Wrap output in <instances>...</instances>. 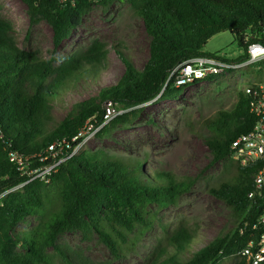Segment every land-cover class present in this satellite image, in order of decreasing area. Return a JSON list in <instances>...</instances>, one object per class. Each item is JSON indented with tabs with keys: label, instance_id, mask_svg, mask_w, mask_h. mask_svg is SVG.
I'll use <instances>...</instances> for the list:
<instances>
[{
	"label": "trees",
	"instance_id": "16d2710c",
	"mask_svg": "<svg viewBox=\"0 0 264 264\" xmlns=\"http://www.w3.org/2000/svg\"><path fill=\"white\" fill-rule=\"evenodd\" d=\"M31 23L46 20L53 30L54 47H59L81 24L95 5L109 8L119 0H22ZM140 16L150 36L149 56L142 68L126 56L117 44L125 71L115 84L103 86L97 95L76 102L72 110L53 128L54 102L73 82L87 74L97 75L105 66L107 44L97 38L59 60L44 58L20 48L13 26L0 11V192L27 178L10 159V152L36 157L57 139L76 134L90 118L103 122L104 103L112 101L124 113L105 125L98 136L118 125H132L141 114V105L158 99H173L188 86L166 85L171 71L195 56L222 57L205 49L215 35L229 31L244 51L249 42H264V0H125ZM261 70V67L259 68ZM218 75H212L213 79ZM249 96L239 92L235 105L221 109L205 121L203 139L213 162L223 161L227 175L209 191L222 200L235 216L234 225L220 232L188 259L194 234L186 226L167 232L169 252L159 246L146 264H253L241 255L247 244L257 239L253 225L264 199L250 198L254 189V168H243L231 157V145L255 123L249 110ZM144 161V160H143ZM143 161H94L80 152L52 174L49 183L33 180L22 189L8 193L0 203V264H110L93 261L61 236L79 232L84 240L95 237L114 258L124 256L131 241L136 244L154 226L151 205L159 209L177 204L191 185L171 172H146ZM53 211L23 236L14 230L28 216H39L47 207ZM260 264H264L262 261Z\"/></svg>",
	"mask_w": 264,
	"mask_h": 264
},
{
	"label": "rangeland",
	"instance_id": "374dc122",
	"mask_svg": "<svg viewBox=\"0 0 264 264\" xmlns=\"http://www.w3.org/2000/svg\"><path fill=\"white\" fill-rule=\"evenodd\" d=\"M0 11L11 22L18 46L44 58L55 57L59 62L74 50L85 48L95 38L107 44L108 54L100 72L76 80L54 102L55 118L48 126L50 129L72 110L76 102L97 95L103 86L115 84L122 76L125 65L117 44L138 68L144 66L149 56L150 36L144 21L125 0H119L109 8L95 5L57 48L54 47L50 24L44 19L31 23L22 0H0ZM205 49L230 58H236L244 51L229 31L213 36ZM254 83H264V61L190 85L176 98H156L147 102L140 106V117L132 125L115 126L88 143L81 152L93 156L94 161L144 160L146 172L168 171L191 187L177 204L163 209L151 205V212L155 215L153 228L136 244L130 241L127 244L129 249H124V256L114 258L97 237L87 241L79 232L65 233L61 241L81 249L96 262L111 260L110 264H146L162 244L169 252H176V248L167 243L166 236L179 226L188 227L194 234L188 250L181 253L183 259L190 258L220 232L231 229L235 216L209 191L225 178L229 164L213 162V155L202 136L207 132L205 121L221 109L232 108L239 92ZM52 211L48 206L43 214L28 216L15 228L14 235L28 233L39 221L46 220ZM230 262L224 261L223 264ZM56 264L65 263L58 260Z\"/></svg>",
	"mask_w": 264,
	"mask_h": 264
},
{
	"label": "built area",
	"instance_id": "2783aa9c",
	"mask_svg": "<svg viewBox=\"0 0 264 264\" xmlns=\"http://www.w3.org/2000/svg\"><path fill=\"white\" fill-rule=\"evenodd\" d=\"M91 1L98 3L100 0ZM244 41L248 43L247 51L242 53H247L246 60L233 62L213 56L191 57L171 71L166 85L172 82L174 87L190 86L205 81L212 75H221L264 61V42H249L247 36ZM245 92L250 99V113L255 116L256 120L247 133L242 134L232 143L231 157L243 168H254V189L249 193V197L264 199V83H254L248 86ZM125 111L127 110L119 108L116 103L107 101L104 105L101 124L96 125L93 117L88 119L76 134L55 140L36 157L24 156L15 151L10 152V159L18 166L21 176L27 179L13 188L1 191L0 203L8 193L22 189L33 180L49 183L52 174L57 172L63 163L79 154L88 143L98 136L105 125ZM253 229L259 230L260 235L241 250V255L252 261L253 264H260L264 261V206Z\"/></svg>",
	"mask_w": 264,
	"mask_h": 264
}]
</instances>
